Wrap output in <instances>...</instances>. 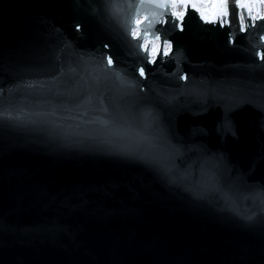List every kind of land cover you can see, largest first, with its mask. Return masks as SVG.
I'll use <instances>...</instances> for the list:
<instances>
[{
	"label": "water",
	"instance_id": "1",
	"mask_svg": "<svg viewBox=\"0 0 264 264\" xmlns=\"http://www.w3.org/2000/svg\"><path fill=\"white\" fill-rule=\"evenodd\" d=\"M145 7L155 65L127 0H0V264H264V21Z\"/></svg>",
	"mask_w": 264,
	"mask_h": 264
},
{
	"label": "snow or ice",
	"instance_id": "2",
	"mask_svg": "<svg viewBox=\"0 0 264 264\" xmlns=\"http://www.w3.org/2000/svg\"><path fill=\"white\" fill-rule=\"evenodd\" d=\"M198 2H211L214 4H222L225 5V10L221 14L220 18L215 20V23L219 25L220 28L231 27L234 23V17L236 15V6H241L248 3H259L264 4V0H127V8L129 9V14L126 18L125 23V33L126 39L131 43L132 47L137 50L138 54H141L143 57V61L148 65H155L156 60L151 58V53L149 48L146 46L148 38L150 37L152 40L159 41L156 50V59H162L170 56V51H166L165 49H172V42L168 40L165 36L161 35L160 30L154 27L152 19H149L148 9L145 7L146 5H160V4H173V3H182L184 5H191L194 10L199 11L195 8L196 3ZM145 12V17L143 20H138L141 11ZM152 15L157 16V22L163 20L164 24L171 23L174 28L183 31V18L177 21L175 14H172V18H167V10L163 16L159 14L153 13ZM186 15V13H185ZM240 22L238 26V31L241 33H246L250 27H256V23L249 22V16L245 15L244 11L241 10L239 13ZM252 20H256V17H252ZM259 20L264 21V17H259ZM201 20L205 23H209V21L201 15ZM145 21L147 22L145 26ZM134 25H139V32L136 31ZM77 30H79V26H77ZM234 38L229 36V43H234ZM259 44L264 45V35L259 36ZM107 48L108 46L105 45ZM256 57L261 61H264V51H257ZM106 65L102 61V65H104L105 70L112 69L114 67V59L109 55L105 57ZM138 75L141 79H145L147 77V73L145 71V66L142 64L138 68ZM180 79L187 80V76H181ZM85 104L90 107H95L92 104L91 100H86ZM100 107L97 108V111H100L104 114L108 113V108L103 106V100L99 101ZM109 117L105 116L103 119L98 118V122L102 125L107 126L109 123Z\"/></svg>",
	"mask_w": 264,
	"mask_h": 264
},
{
	"label": "flooded vegetation",
	"instance_id": "3",
	"mask_svg": "<svg viewBox=\"0 0 264 264\" xmlns=\"http://www.w3.org/2000/svg\"><path fill=\"white\" fill-rule=\"evenodd\" d=\"M200 5L202 6H210V9L212 10V13L210 15V18L208 19V21L210 22H215L216 19L220 18L221 14L224 12L225 10V5L222 4H214L211 2H198ZM172 6H182L183 7V11L185 10L186 6L189 5H184L182 3H173V4H169ZM190 7H192L190 5ZM193 8V7H192ZM236 10H237V18H238V23L240 22V16L239 13L241 10L244 11L245 15L249 16V22L250 23H254L255 21L259 20V17H263L264 16V4H262V7L260 8L257 3H248V4H244L241 6H236ZM198 14L200 15L199 11H197ZM201 17V16H200ZM252 17H256V20H252ZM139 18V17H138ZM143 19V17H141V20ZM156 40H151V42H155ZM150 44H149V48H150ZM155 55V54H154ZM154 55H151V58L154 57Z\"/></svg>",
	"mask_w": 264,
	"mask_h": 264
},
{
	"label": "rangeland",
	"instance_id": "4",
	"mask_svg": "<svg viewBox=\"0 0 264 264\" xmlns=\"http://www.w3.org/2000/svg\"><path fill=\"white\" fill-rule=\"evenodd\" d=\"M257 5L260 8L262 7V4L257 3ZM195 8L199 10L200 16L203 15L206 19L210 18V15L212 13L210 6H202L199 3H196ZM172 11L175 14V16L179 18L183 13V7L182 6H176V7L172 6ZM137 19L141 20V17ZM136 31L138 32V29H136ZM158 44H159L158 41L151 42L150 48H149L151 55H154L156 53ZM165 50L168 51V48H166Z\"/></svg>",
	"mask_w": 264,
	"mask_h": 264
}]
</instances>
